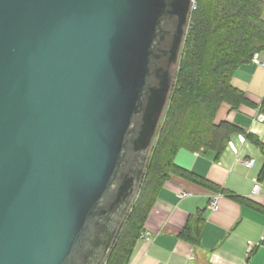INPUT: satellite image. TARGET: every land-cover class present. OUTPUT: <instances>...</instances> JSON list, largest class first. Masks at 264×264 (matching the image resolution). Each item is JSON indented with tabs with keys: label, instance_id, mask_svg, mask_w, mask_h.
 <instances>
[{
	"label": "water",
	"instance_id": "obj_1",
	"mask_svg": "<svg viewBox=\"0 0 264 264\" xmlns=\"http://www.w3.org/2000/svg\"><path fill=\"white\" fill-rule=\"evenodd\" d=\"M193 0H0V264H105Z\"/></svg>",
	"mask_w": 264,
	"mask_h": 264
},
{
	"label": "crops",
	"instance_id": "obj_2",
	"mask_svg": "<svg viewBox=\"0 0 264 264\" xmlns=\"http://www.w3.org/2000/svg\"><path fill=\"white\" fill-rule=\"evenodd\" d=\"M232 84L248 102L237 109L223 103L216 122L234 123L244 134L233 135L218 158L181 149L175 161L220 190L171 173L142 231L150 235L141 238V233L129 264H264V152L247 138L251 134L264 143V50L236 70ZM256 183L259 192H253ZM212 194H220L217 210L210 208ZM194 221L202 223L199 244L182 237Z\"/></svg>",
	"mask_w": 264,
	"mask_h": 264
},
{
	"label": "trees",
	"instance_id": "obj_3",
	"mask_svg": "<svg viewBox=\"0 0 264 264\" xmlns=\"http://www.w3.org/2000/svg\"><path fill=\"white\" fill-rule=\"evenodd\" d=\"M263 0H197L168 107L151 150L138 196L113 243L105 264H129L156 197L171 173L219 191L210 181L176 164L181 149L214 153L218 158L235 134L244 130L216 122L223 103L246 104L243 90L232 84L236 70L264 50ZM264 110V101L262 103ZM251 138L264 152V143ZM264 172V171H263ZM200 217L196 220H201ZM195 222V221H194ZM202 223H188L182 237L199 244Z\"/></svg>",
	"mask_w": 264,
	"mask_h": 264
},
{
	"label": "built area",
	"instance_id": "obj_4",
	"mask_svg": "<svg viewBox=\"0 0 264 264\" xmlns=\"http://www.w3.org/2000/svg\"><path fill=\"white\" fill-rule=\"evenodd\" d=\"M197 7V0H193L192 2V7H191V10L193 11L194 9H196ZM250 165L253 164V160H251L249 162ZM260 190V183H256L253 187V192H259ZM219 198H220V194H212L211 195V201H210V208L213 209V210H217L219 208ZM149 233L148 232H144L142 233L141 235V238H147L149 237ZM249 243L252 245L253 242L252 241H249Z\"/></svg>",
	"mask_w": 264,
	"mask_h": 264
},
{
	"label": "rangeland",
	"instance_id": "obj_5",
	"mask_svg": "<svg viewBox=\"0 0 264 264\" xmlns=\"http://www.w3.org/2000/svg\"><path fill=\"white\" fill-rule=\"evenodd\" d=\"M189 27H190V24H189ZM189 27H188V29H189ZM157 136V135H156ZM155 140H156V138H155ZM155 142V141H154Z\"/></svg>",
	"mask_w": 264,
	"mask_h": 264
}]
</instances>
